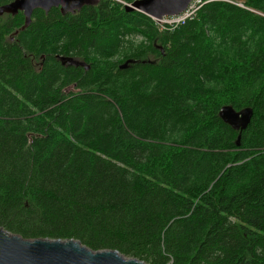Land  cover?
Returning a JSON list of instances; mask_svg holds the SVG:
<instances>
[{"label":"trees","instance_id":"1","mask_svg":"<svg viewBox=\"0 0 264 264\" xmlns=\"http://www.w3.org/2000/svg\"><path fill=\"white\" fill-rule=\"evenodd\" d=\"M133 1L36 8L23 30L0 15V226L149 264H264V0L162 30ZM223 105L252 109L238 145Z\"/></svg>","mask_w":264,"mask_h":264},{"label":"water","instance_id":"2","mask_svg":"<svg viewBox=\"0 0 264 264\" xmlns=\"http://www.w3.org/2000/svg\"><path fill=\"white\" fill-rule=\"evenodd\" d=\"M98 0H11L0 4V15L7 13L15 15L22 12L24 23L19 28L23 30L30 21L34 9L40 8L47 12L52 7H58L64 15L79 11L85 5L95 4ZM191 0H134L124 4L126 11L138 10L153 18L177 15L184 11ZM17 32V31H16ZM61 64L82 66L89 65L73 57L59 56ZM133 62L127 59L120 65L126 68ZM222 121L238 131L235 143L238 145L241 131L245 129L252 116V109L244 107L235 110L231 105H223L218 111ZM0 264H149L135 257H126L116 249L93 250L79 240L68 238H24L11 233L0 226Z\"/></svg>","mask_w":264,"mask_h":264},{"label":"built area","instance_id":"3","mask_svg":"<svg viewBox=\"0 0 264 264\" xmlns=\"http://www.w3.org/2000/svg\"><path fill=\"white\" fill-rule=\"evenodd\" d=\"M209 1H219V0H191L187 5L186 9L177 15H171V16L166 15L159 19L153 17L151 18L154 20L155 24L159 29L161 30L173 29L176 28L178 25L183 24L185 21L192 19L196 15L199 8L204 3ZM225 1L234 2L232 0H225ZM234 3H236L239 6H243L240 1L239 2L235 1Z\"/></svg>","mask_w":264,"mask_h":264}]
</instances>
